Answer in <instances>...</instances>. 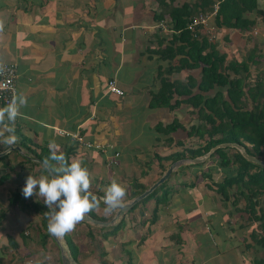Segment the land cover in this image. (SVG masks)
I'll return each instance as SVG.
<instances>
[{
    "label": "crops",
    "instance_id": "obj_1",
    "mask_svg": "<svg viewBox=\"0 0 264 264\" xmlns=\"http://www.w3.org/2000/svg\"><path fill=\"white\" fill-rule=\"evenodd\" d=\"M184 1L177 0L178 4H183ZM262 1L259 3L260 10L263 9ZM154 7H157V3L153 0H0V64L15 65L17 98L25 100L14 122L5 119L0 124V130L5 135L8 134L7 128L13 127L18 137L17 143L11 146L15 149L0 161V176L9 174L0 184V264L21 261L17 254L21 247L27 249L29 242L37 247L43 241L45 231L39 221L40 214L26 208L25 204H21V208L18 204L19 195L17 199L11 200L13 193L22 191L29 175L40 176L37 172L40 169L29 163L32 161L29 151H40L44 147L53 153L71 151L73 156L69 158V162L81 161L82 166L89 170L91 179H96V182L91 180V187L96 185L90 187L92 193L101 190L102 183H105L106 191L114 179L122 185L125 181L137 180L146 186L152 172L149 170L141 178L137 152L147 154L152 149V157L155 158L156 154L163 157L173 151H165L167 144L163 147L157 145L161 142L164 144L165 137L160 142L151 144V149V142H133L131 138L133 132L143 134L139 129L143 121L141 113L148 109L149 92H156L159 88V82L155 79L156 68L158 65H166V62L159 61L149 50L158 47L163 35L170 37L172 33L166 21H153L150 8ZM146 73H150L152 78L143 84L141 80ZM192 73L196 75L195 72ZM172 79L183 80L180 75L173 76ZM109 81H114L124 92L122 97L108 92ZM133 111L137 112L138 117L135 123L130 119ZM183 112L180 110L172 114L181 120ZM62 133H80L89 143L113 144L114 152L119 157H115L112 152L103 155L95 149H86ZM140 137L142 136H134ZM154 138L151 137V140ZM3 146L5 145L0 144V147ZM7 150L8 148L2 152ZM155 160L151 161V170L154 172L159 169V165L166 163L162 161L159 164ZM5 163L8 164L6 169L3 168ZM156 180L157 178L151 185ZM173 199L171 197V202L176 201ZM33 200L42 203V208L44 207L43 199L36 195L24 202L29 205V201ZM193 201L196 208L200 201ZM168 207L162 206L156 214V221L150 220L147 224L152 232L143 242L144 245L149 246L148 248L158 247L162 240L161 246L155 249H160L155 254V260L143 259L146 254L144 251H140V259L136 260L132 252L135 245L129 246L135 231L128 227L122 234L119 245L124 250L123 253H130L133 264H247L246 260L242 263L237 260L235 249L229 252L234 258L231 257L226 263L220 254L221 242L216 245L213 240L208 242L214 243V250L202 262L195 254L190 257V261H180L181 255H176L174 251L184 246L185 239L181 237L182 243L179 244L176 241L178 237L173 235L178 233L176 230L179 227L180 231L185 229L184 232L192 227L179 225L177 229L173 228L172 219L180 217L172 215L173 210ZM179 209L185 212L189 206L182 204ZM32 216L37 217V222L23 221ZM168 218L170 222L167 221ZM159 220H166V223L156 229L155 224ZM34 234L37 235L36 238H32ZM124 236L129 238L123 240ZM217 237L225 238L224 235ZM128 241L130 243L127 247L122 246V243ZM196 243L198 247L195 249L199 251L202 244ZM226 246L230 247V244L227 243ZM240 249L245 254L243 247ZM250 249L247 247V251ZM9 255H13L10 261ZM81 264L89 263L82 261Z\"/></svg>",
    "mask_w": 264,
    "mask_h": 264
},
{
    "label": "trees",
    "instance_id": "obj_2",
    "mask_svg": "<svg viewBox=\"0 0 264 264\" xmlns=\"http://www.w3.org/2000/svg\"><path fill=\"white\" fill-rule=\"evenodd\" d=\"M153 1L157 3V7L150 8L153 21H166L172 33L170 37L163 35L158 47L149 50L159 61L166 62V65L165 67L158 65L156 68L155 79L159 82V88L156 92H149L150 97L146 107L166 109L170 113L186 111V115L194 119L188 129L175 115L169 123H157L153 127L156 141L159 136L165 137L164 142L173 148V151L166 156L160 157L156 154V160L159 164L165 161L169 167L172 163L182 159L199 158L217 145L224 143L238 144L248 155L264 160V77L257 76L252 83L248 81L249 66L257 65L262 56L258 55L254 45L245 58L238 60L234 56L235 58L228 59V56L232 55L220 50L218 43L211 41L204 29L197 27L191 30L189 28L195 17L208 15L216 9L213 17L215 28L241 32L251 31L259 24L255 18L256 15L252 16V14L254 12L258 14L261 11L260 0H185L183 4H178L177 0ZM261 22L264 26V19ZM178 75L183 78L182 81L172 79L173 76L178 77ZM178 132H183L185 135L182 138L175 137L174 134ZM185 139L192 140V144L187 145ZM7 148V146L0 147V152ZM52 154L53 152L47 147L40 148V151H29L32 161H26L44 173L40 164L34 161L42 163ZM55 154L64 155L68 162L73 156L71 151ZM6 157L0 158V161ZM206 160L213 161L218 166L223 174L222 179L220 181L212 179V169L207 167L196 175L194 182L189 183L190 187H197L198 180H201L205 188L212 192L211 197L214 203L219 202L221 207L228 210V216H238L241 222L237 224L238 228L250 229L257 224L256 227L259 230L252 228L248 236L252 244L245 246L249 249L255 248L258 252H264V166L246 160L234 148L216 149ZM50 163L58 166L54 160H50ZM204 163L187 167L199 168ZM7 165L5 163L3 168L6 169ZM159 166L164 168L163 164ZM183 168L185 167H180L178 171ZM164 172L163 169L160 176ZM8 175L4 173L0 176V184L8 178ZM204 180L207 181L204 182ZM130 183V186L135 189L133 197L148 189L137 180ZM172 189V185L169 187L167 181L164 182L146 198L135 204L125 215L134 211L139 204H146L152 200L154 204L151 216L153 221H156V214L161 206L170 205ZM99 191H93V194L103 197L104 194ZM12 198L17 199L18 194L13 193L11 200ZM240 204L242 206H239ZM25 206L33 209L36 214H40V221L45 231L43 236L51 239L47 230L48 207L44 204L42 208V203L32 201H29V205L26 203ZM104 207L103 202H100L99 208L86 215L94 220L107 222V218L96 213V210ZM79 223L88 228L86 236L94 242L93 225ZM123 223L124 219L117 225L108 227L110 229L106 230V235H116ZM173 237H178L177 243H182L178 233ZM63 238L72 258L77 263L80 262L79 246L72 241L70 233L63 235ZM129 243L130 241L124 242L122 246H127ZM126 255L128 256L127 264L132 263L130 253L126 252ZM251 260L253 264H264V256L255 258L252 256ZM103 264L106 263L103 261Z\"/></svg>",
    "mask_w": 264,
    "mask_h": 264
},
{
    "label": "rangeland",
    "instance_id": "obj_3",
    "mask_svg": "<svg viewBox=\"0 0 264 264\" xmlns=\"http://www.w3.org/2000/svg\"><path fill=\"white\" fill-rule=\"evenodd\" d=\"M263 8V9H262ZM261 11L256 14L254 12L252 16L256 15L257 21H259L258 26L254 27L251 31L248 32H241L238 30H228V29H210L206 30L205 32L207 35H209L211 41H216L218 43V47L220 50H224L228 54H231L232 56H228V59L231 58H237L238 60H241L245 58L248 54V52L253 48V46H256V49L258 51V55L260 54L262 57L259 60V63L257 65H250V75H249V82H253L257 76H263L264 77V26H263V19H264V0L261 3ZM211 21V25H213V21ZM235 56V57H234ZM152 76L150 73H146L143 77L141 82L143 84L148 83L151 80ZM126 107V106H125ZM250 107V105L248 106ZM145 113H141L143 117L142 124L139 125V129L143 131L142 133H136L133 132V136H131L133 142L135 140H142L144 142L150 143L154 145V142H156V138L151 140V137H155L156 134L153 131V127L157 123L166 124L173 119V114L167 111L166 109H158V110H152L149 111L148 109L145 110ZM186 112V111H185ZM184 112V117L181 119V121L186 125L187 129L190 127L192 120L186 113ZM139 116V115H138ZM130 119L133 123L137 122V112L133 111L130 115ZM135 126H132V131H134ZM154 133V134H153ZM153 134V136H152ZM135 135H140L142 137L140 138H134ZM155 135V136H154ZM175 137L182 138L183 135H185L183 132H178L174 134ZM130 137V136H129ZM164 137L159 136L157 139V142H160L163 140ZM185 139L186 144H192V140ZM153 142V143H152ZM160 147L166 146V143L163 144V142L157 144ZM174 147V146H173ZM148 149V148H147ZM151 149V146H150ZM171 151L172 146L168 147L166 146V150ZM147 151V150H146ZM148 154V156H147ZM144 153L143 151L137 152L136 158L139 159L140 164V172H141V178L145 176L149 172V170L152 172V175L148 176V182L145 187L149 188L151 186V183L154 181V179L161 177L160 172L163 171V169L166 171L165 167H168V163L164 164V168L159 167L157 171H152V160H155L153 155V150L151 149L149 153ZM146 156V157H145ZM148 158V159H147ZM156 162V160H155ZM188 165L184 166L182 170L178 171L176 170L167 180V186L171 187L173 186V191L170 195V198L173 197L175 202H169V209H172V215L176 214V216H179L180 218L174 220L172 223V227L177 229L179 225L184 226H190L188 230L185 231V229H182L180 231V227L176 230L178 232L180 238L184 241V246L181 249H177L174 251L176 255H181L180 261H190V257H192L193 254H195L199 260H203L206 257L208 258V255L213 252L212 245L216 243V245L219 244L220 247V254L223 259H225L226 263L229 262L230 258L233 257L229 252H233L235 249V253L237 256V260L242 263L247 262V264H253L252 263V256L255 257H263L264 252H258L254 249H250L247 251L246 244H252L251 239H249V233L252 230V228L256 231L259 229L256 227L257 224H255L250 229H241L237 227V224L241 223L238 216H228V210H225L222 205L217 202L214 203L213 199L211 197V191H208L205 186L203 185V182L201 180H198L197 187H190L189 183L194 182L196 179V175L200 173L201 170L204 168H211L212 169V179L215 181H220L222 179V172L219 171L218 166L214 164L213 161L206 160L204 164H202L199 168H193V167H187ZM101 168V167H98ZM40 175L44 174L42 171L37 170ZM157 172V173H156ZM101 173V172H100ZM138 174V173H137ZM155 175L157 177L155 178ZM91 180H94L96 182V179L92 178ZM123 181L125 179H122ZM207 180H204V182ZM133 182V181H130ZM129 181H125L124 186L127 190L126 197H125V203H128L133 198L132 194L135 193V189L130 186ZM136 182V181H135ZM138 182V181H137ZM130 183V184H129ZM139 183V182H138ZM92 184V183H91ZM183 184V186H182ZM96 186L95 184H93ZM92 186V187H94ZM144 186V185H143ZM91 187V188H92ZM105 183L101 184V190L99 192L105 194ZM176 190V191H175ZM95 192V191H94ZM233 192V190H232ZM19 198V206L22 208L21 204H26L24 202L26 199L22 196V191H18ZM137 197V196H136ZM190 199V201H189ZM198 199L200 202L197 204V209L194 208V201ZM192 200V201H191ZM34 203H36V200H33ZM173 203V206L171 205ZM153 201H149L146 204H139V206L132 211L130 214L125 215L123 217L124 223L120 229V231L117 233L115 237H112V235H106V230H109L110 228H101V227H95L93 225V231H94V242L90 241V239L86 236V229H88L85 225L78 223L75 227V229L70 233L72 241L79 246V259L81 262H78L79 264L83 262L89 263V264H103V261L106 264H127L128 263V256L126 253L122 252L120 239L122 238V234L126 231V229L129 227L131 230L135 233L133 234V240L131 241V245H135V249L132 250L133 254L136 256V260L140 259V251H144L146 254L143 257L145 260H150L151 258L155 260V254L156 252H159V248L162 244V240L160 242V246L155 247L151 246V248H148L149 246L144 245V241L146 238H149L151 235L152 230L150 227L147 228V224L150 222V220H153L151 214L153 209ZM182 204H185L189 206V209H185V212H181L179 207H181ZM192 205V206H191ZM34 206V204H33ZM239 206H242L240 204ZM162 207V206H161ZM178 210V211H176ZM97 215L102 216L104 218H107L108 221H111L114 217V213L111 215L105 216L103 213V209H98L96 211ZM169 213V212H168ZM183 213V214H181ZM201 219H200V218ZM159 218V216H158ZM111 219V220H110ZM165 219V218H164ZM41 218H39V221ZM170 218L167 219V221ZM24 222H37V217L32 216L27 218L26 220H23ZM81 222V221H80ZM154 222V221H153ZM85 223V222H83ZM166 220H159L155 224L157 227L156 229H160L165 225ZM86 224V223H85ZM89 224V223H88ZM152 224V223H151ZM150 224V225H151ZM187 224V225H186ZM92 226V224H90ZM102 229V230H100ZM29 230V229H28ZM173 231V230H172ZM183 233L181 234V232ZM45 233V232H44ZM69 233H67L69 235ZM76 233V234H75ZM174 233V232H173ZM222 235L225 236L224 239H219L217 236L222 237ZM26 237V236H25ZM37 235H33L32 238H36ZM129 237L124 236L123 240H126ZM211 240L214 243H210ZM210 241V242H208ZM27 242V241H26ZM43 242V243H42ZM116 242V243H115ZM201 243V249L198 251L195 248L198 247L197 243ZM208 242V244H207ZM113 243V246L111 244ZM227 243L230 244V247H227ZM28 244V243H27ZM22 245V244H21ZM144 245V246H143ZM154 245V244H153ZM128 246V247H129ZM27 249H23L22 247L17 251L18 257H21V261L19 262H12L10 261L11 257L13 255H9V264H62L61 263V255L58 246L55 242L52 241V238H44L43 241L39 242V245L33 246V244H30L27 246ZM110 247L108 250L105 248ZM127 247V246H126ZM176 247V246H175ZM240 247H243V251H245V254H242ZM246 247V249H245ZM205 248V249H204ZM176 249V248H175ZM204 249V250H202ZM14 251V250H13ZM237 251V252H236ZM9 252H12V250H9ZM72 254L74 255L73 250H71ZM196 252V253H195ZM247 252V253H246ZM142 254V253H141ZM144 254V253H143ZM152 254L153 257H152ZM245 255V257H244ZM73 257V256H72ZM196 258V259H197ZM234 258V257H233ZM234 259L231 261L233 262ZM133 264V263H131ZM194 264H197L195 262Z\"/></svg>",
    "mask_w": 264,
    "mask_h": 264
},
{
    "label": "clouds",
    "instance_id": "obj_4",
    "mask_svg": "<svg viewBox=\"0 0 264 264\" xmlns=\"http://www.w3.org/2000/svg\"><path fill=\"white\" fill-rule=\"evenodd\" d=\"M24 103L23 98L14 97L6 107L0 108V124H3L5 119L14 122L20 114V106ZM7 132L5 135L4 131L0 130V144L11 150L18 137L13 127L7 128ZM50 160L56 161L58 166L52 165ZM40 167L45 174L39 177L29 175L22 188V195L25 199L33 195L43 199L49 209L46 213L47 230L53 236L61 237L73 231L87 213L99 208L101 201L105 205L103 208L105 216L125 206L127 190L115 179L110 182L104 196L97 198L90 191L89 170L83 167L79 160L69 163L64 155L53 153Z\"/></svg>",
    "mask_w": 264,
    "mask_h": 264
},
{
    "label": "water",
    "instance_id": "obj_5",
    "mask_svg": "<svg viewBox=\"0 0 264 264\" xmlns=\"http://www.w3.org/2000/svg\"><path fill=\"white\" fill-rule=\"evenodd\" d=\"M219 148H234V149L238 150L240 152V154L246 160H248L252 163H255L257 165L264 166V160H261L259 158H255L253 156L248 155L245 152L244 148L238 144H235V143L219 144L216 147H214L213 149H211L208 153H206L205 155H203L199 158L182 159V160H179V161L172 163L166 169V171L162 174V176L156 182H154L147 190H145L142 194L138 195L137 197L133 198L128 203H125V206L123 208L118 209L111 221L101 222V221L94 220L93 218H91L88 215H85V217L81 220V222L89 223V224H92L96 227H103V228H108V227H112V226L117 225L123 219V217L125 216L127 211H129L135 204H137L138 202H140L141 200L146 198L149 194H151L161 184L166 182L176 170H178L180 167L185 166V165L200 164V163L205 162L206 159L209 158V156L216 149H219ZM14 149H15V147L13 149L11 148V150L8 149L7 151L0 153V157L6 155L9 151H12ZM37 162L41 164V162H39V161H37ZM94 195L97 196V198H100V196H98L96 194H94ZM50 237L52 238V240L56 243V245L59 248L62 264H79L72 258L70 251H69V248H68L63 236L56 237V236H53L52 234H50Z\"/></svg>",
    "mask_w": 264,
    "mask_h": 264
},
{
    "label": "built area",
    "instance_id": "obj_6",
    "mask_svg": "<svg viewBox=\"0 0 264 264\" xmlns=\"http://www.w3.org/2000/svg\"><path fill=\"white\" fill-rule=\"evenodd\" d=\"M216 13V9L208 14V15H199L195 17L189 28L191 30H195L197 27H201L202 29H215L214 25H211V18L214 17ZM197 35H195L196 37ZM16 67L12 64H0V108L6 107L7 104L14 98L18 97L17 88H16ZM107 90L110 94L116 95L118 97H122L124 92L119 89L114 81H109L107 85ZM67 136H70L71 139L79 143L80 146L86 149H95L97 152L106 155L110 152L113 153L115 157H119V154L114 152V145L107 143V145L97 144V143H89L86 142L84 137L80 135V133L76 134H68L62 133ZM108 152V153H107Z\"/></svg>",
    "mask_w": 264,
    "mask_h": 264
}]
</instances>
